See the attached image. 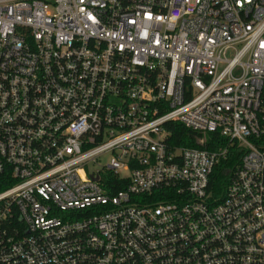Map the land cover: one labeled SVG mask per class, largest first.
Instances as JSON below:
<instances>
[{"label":"built area","instance_id":"1","mask_svg":"<svg viewBox=\"0 0 264 264\" xmlns=\"http://www.w3.org/2000/svg\"><path fill=\"white\" fill-rule=\"evenodd\" d=\"M3 185L0 264H264V0H0Z\"/></svg>","mask_w":264,"mask_h":264},{"label":"trees","instance_id":"2","mask_svg":"<svg viewBox=\"0 0 264 264\" xmlns=\"http://www.w3.org/2000/svg\"><path fill=\"white\" fill-rule=\"evenodd\" d=\"M166 130L171 134L169 142L177 146L199 148L207 151H215L217 149L230 148L229 153H240L235 146H229L226 140L220 139L216 134H208L207 141L203 146L197 144V139L203 137L200 134L194 133L182 126L180 123H170L166 126ZM237 166L236 158L222 162L213 174L210 182V189L216 197L223 198L229 186L233 168ZM6 186H0V191L5 190ZM118 190H123L119 187Z\"/></svg>","mask_w":264,"mask_h":264},{"label":"rangeland","instance_id":"3","mask_svg":"<svg viewBox=\"0 0 264 264\" xmlns=\"http://www.w3.org/2000/svg\"><path fill=\"white\" fill-rule=\"evenodd\" d=\"M109 159H110V155H109V154H106V155H104V156L100 159V163H99V164H100L101 166H105V165L108 164Z\"/></svg>","mask_w":264,"mask_h":264}]
</instances>
